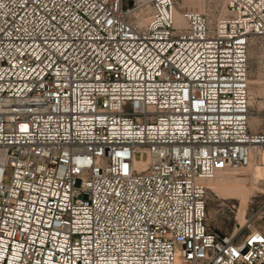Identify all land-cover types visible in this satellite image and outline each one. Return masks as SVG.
<instances>
[{
  "label": "built area",
  "instance_id": "1",
  "mask_svg": "<svg viewBox=\"0 0 264 264\" xmlns=\"http://www.w3.org/2000/svg\"><path fill=\"white\" fill-rule=\"evenodd\" d=\"M208 4L0 0V264H264L207 208L264 154V0Z\"/></svg>",
  "mask_w": 264,
  "mask_h": 264
},
{
  "label": "rangeland",
  "instance_id": "2",
  "mask_svg": "<svg viewBox=\"0 0 264 264\" xmlns=\"http://www.w3.org/2000/svg\"><path fill=\"white\" fill-rule=\"evenodd\" d=\"M178 1L183 9L204 11L210 8L209 0ZM250 90V126L253 131L264 132V38L256 39L250 48ZM258 164L252 165L250 171L231 173L239 179L237 182L218 187L209 185L207 208L211 226L242 238L252 227L264 225L260 210L264 180L252 174Z\"/></svg>",
  "mask_w": 264,
  "mask_h": 264
},
{
  "label": "bare ground",
  "instance_id": "3",
  "mask_svg": "<svg viewBox=\"0 0 264 264\" xmlns=\"http://www.w3.org/2000/svg\"><path fill=\"white\" fill-rule=\"evenodd\" d=\"M175 3L177 5V14L179 15L180 9L183 7V5L178 0H175ZM257 163L264 165V154L261 157V162L253 161L249 166H246L242 169L234 170L231 172L220 173L216 177H214L212 180L209 181V185H213L214 187H218L221 185H229L232 181L237 182L239 179L236 178V176L232 175L231 173L240 172L242 170H246V172L248 170L250 171L252 169V165L257 164ZM260 164H258L257 166H255V168H253L252 174L254 176L261 177V179L264 180V167H262ZM248 176H250V175H248Z\"/></svg>",
  "mask_w": 264,
  "mask_h": 264
}]
</instances>
